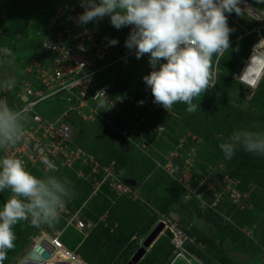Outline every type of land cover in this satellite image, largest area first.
I'll return each mask as SVG.
<instances>
[{"label":"rangeland","instance_id":"1","mask_svg":"<svg viewBox=\"0 0 264 264\" xmlns=\"http://www.w3.org/2000/svg\"><path fill=\"white\" fill-rule=\"evenodd\" d=\"M50 1L52 3L55 1L70 3L74 0H48L47 4ZM37 2L38 0H0V25H2L0 27V32L3 34L2 47L0 50V85L9 79L15 82H23L32 81L34 78L30 76L28 79H23V73L28 68V63L35 54L36 49L39 48L35 33L42 28L43 15H45L44 12H49V10L40 8ZM15 4L24 6L22 11L14 10V7H16L14 6ZM230 15L235 21H243L245 19L240 13L237 14L236 12H232ZM103 19L109 21L111 25L108 16H105ZM240 23L242 25V22ZM232 26H230L231 29H233L230 34L231 41L235 37L241 35L239 34V29L236 26ZM115 36L118 38L121 36V33L116 30ZM148 60L149 57L145 54L140 59H137L136 56L132 58L128 57L118 65L116 70L117 75L114 76L113 83L115 85H120L119 82H121L129 85L130 88L128 87L127 94L121 97L128 99L131 103H126L124 108L121 109L119 113L120 116L115 118L110 126L113 130L111 131L113 133H119L120 135L124 127H128V123L149 124L157 114L160 115L159 117L168 115L169 119L167 120L166 126L154 128L157 140L155 139V142L150 143L143 151L136 148L131 143L124 141L125 147L123 149L129 151L128 146L131 145L142 153V157H136L135 160L139 163L140 175H143V181L146 183L149 182V189L153 190V201L159 205L160 202L167 198L170 204H174L181 212L177 215L175 212L172 213L176 215L175 220H178V217H182L184 214L182 219L187 221V230H190V235L193 233L194 229L196 231L198 228L204 231L209 237L211 236L210 239L215 246V251H213V253H218L217 249H219L220 254L226 258V263L224 264H264V193L258 195V197L256 196L260 209H249L251 210L250 219L241 227L242 236L239 235L237 239L224 237L219 230L210 232L211 229L207 226L202 215H196L194 213L196 210L195 202L199 200L193 193L197 191V193L204 195L208 191H213L211 182L207 179L209 177L207 172L209 173V171H212L217 165L222 166L221 163L217 161L221 151L218 146L231 136L232 132H230L229 129H233L232 124H234L231 123L232 120L226 112L228 104L239 111L240 115L243 117L250 116L258 118V120H263L264 129V118H262L264 117V111L261 110V108H264V76L255 90H244L230 75L236 70L238 64H236L233 71L231 62H223L222 65L217 63L215 70L218 69V74L215 76L217 78L219 75L220 81L217 82L216 80L215 84H217L209 88L208 91L202 95L201 99L193 101L199 104L200 108L194 113H188L186 111L187 105L176 103L172 110L167 112L162 106L153 103L151 90L143 82L142 78L154 70L150 67ZM164 62L165 61L161 60V63ZM158 67L159 65H157V68ZM118 71H121L120 75ZM3 91L4 90L0 88V95ZM13 91L14 89L10 92ZM11 94L12 93H9L7 95L9 96L8 98H10ZM142 99L147 101L148 105L151 106L148 111L143 110L142 105H138V102L142 101ZM50 114L54 115L53 113ZM199 126L205 127L207 131L205 130V134L201 133L199 136H194L193 131ZM104 130L106 131H102L100 135L98 133L96 134L93 129H89L88 127L82 128L79 133V141L81 144L92 149L97 146L96 142L98 141H102L104 146L115 144L113 142L115 140L113 139H115L116 134L113 136L110 135L108 132L110 131L109 128ZM121 141H123L122 138ZM134 143L138 145L137 142L134 141ZM170 155L175 157L172 161L168 160ZM56 166V170H45L43 168L34 167L28 171L38 178L54 175L70 180L73 196L65 205L71 207L74 213H72L70 217H66L62 216L63 212H61L59 220L53 225L43 224L38 228L33 227V231L37 230L34 236L29 235L28 230L30 223L28 221L19 222L13 228L17 237L15 247L8 251L7 259L4 260L3 264H21L25 261L39 263L38 257L40 260H42V257L34 252V247L40 242H44L45 239L49 242L54 241L50 240L44 234L51 235L54 238L58 237L67 249L71 248V250L76 251L77 254L76 252L75 254L78 256L81 255L86 261L90 260V254L93 253L91 248L98 246L100 250L98 260H100L101 263L116 264L121 256H126L124 258L127 259L122 260L118 264H127L155 227H153L152 218L149 217L143 208L138 207V205H131L133 206V208H130L132 214L126 216L124 220L114 217L107 218L105 213L99 218L97 223L90 221L93 226L87 223L88 229H83L81 231L83 238L88 237L89 240H87V243L82 247L78 245L75 246V243L79 240V237L75 236L76 233L72 234V231H74L73 229H75V224H70L67 221L70 220L74 214H77L78 217L79 214L81 217L84 215L86 216V212L90 210V207L85 204V201L80 202L79 200L84 191V187L82 186L81 180H79L81 178L77 175L75 176L72 171L75 170L76 173H78L79 170H76L77 167H73L71 170L59 165ZM174 166L178 168V172L175 173L174 171L171 173L170 171L174 170ZM179 187L184 190V193L181 195L177 194L180 189ZM200 189H202V191H200ZM10 195L11 192L8 189L0 192V208H2L4 202ZM216 203H218V201L215 202L211 197L207 199V204L211 206ZM184 207L186 210H184ZM155 208L158 210L154 209L155 214H157V216L162 215L163 212L160 208ZM204 210L205 209H202L201 206V211ZM234 215L235 212L231 214V217H228L229 219L227 220L231 222ZM245 216H247V214ZM227 220L224 221L228 222ZM144 225L145 227L147 226L145 229ZM236 225L238 224L236 223ZM68 227H71L72 231L70 229L68 230ZM165 231L166 230L163 228L158 234V237L155 238V241L151 243L152 245L150 244L149 247L146 248V253L138 264L149 263L148 254L154 243L168 232ZM100 232L105 235V238L99 234ZM120 232H122L124 237L129 236L131 233L132 236L137 237V240H135L137 244L133 250H125L127 244L117 252L115 248H110L114 246V240L121 235ZM94 240H96L97 243ZM124 250L128 253L127 255H124ZM184 250L186 254L178 255L175 249L174 251L172 249V254L166 264H220L219 261L215 259L212 260L203 244L196 243L192 235L186 242ZM114 253H116L115 256L108 262V258ZM75 254L73 258L78 260ZM69 256H72L71 253L61 255L58 251L50 256L48 260H45V262L46 264H54L55 262L70 264L69 261L71 260Z\"/></svg>","mask_w":264,"mask_h":264},{"label":"built area","instance_id":"2","mask_svg":"<svg viewBox=\"0 0 264 264\" xmlns=\"http://www.w3.org/2000/svg\"><path fill=\"white\" fill-rule=\"evenodd\" d=\"M237 6L239 13L245 19L252 21L254 24L252 28L246 29L240 26L232 19L230 13H226L227 18L238 25L243 31V37H254L255 41L241 60L240 67L232 73L231 77L242 88L255 90L261 79L260 77L258 82L254 83L255 71L263 68L264 73V60L260 59L264 57V0H239ZM83 11L81 0L60 5L49 15L41 30L36 32L39 49L30 59L28 68L23 73L26 75L25 79L33 76V80L19 81L20 86L17 90L10 92L11 99L3 96L6 90L0 95V97H6L11 106L25 112L28 117L25 135L7 152L0 150V156L7 154L22 159L26 170L34 167L49 170L43 163L45 158L55 165L52 170L57 169L56 165L68 169L79 165L87 170L88 174L86 175L80 169L76 175L92 184V196L99 192L101 186L107 184L109 191L117 197L126 196L133 201H143L138 189H133L119 179L114 162L102 166L93 155L77 145L74 130L67 123V119L76 117L87 123H94L100 119L111 126L125 104L131 103L123 97L117 100L120 96L112 98L108 92L113 84L118 65L126 58L133 56L135 49L129 50L120 42L118 49L115 50V46L109 43L112 39L106 32L104 19L81 25L77 18ZM123 28L126 41L132 29L131 26H123ZM223 54L224 52L214 56V71ZM214 80L216 82V76ZM101 89H104L108 96L107 107L110 108L113 104L106 111L99 104L101 97L98 94L95 96ZM46 105L52 109L50 113L55 115L53 119L42 114L41 109ZM128 124V127H125L120 134L122 140L143 151L149 145H136L133 140V135L139 138L144 136V132L137 128L140 123ZM34 145H36L35 150H33ZM173 158L175 157L170 155L168 160L172 161ZM218 167L222 168V166ZM174 171L178 172L176 166L170 172ZM221 182L224 185L222 192H216L212 183L213 191H208L212 193L211 197L215 202L219 201L224 192L232 200L240 197L234 189L235 182L228 176H223ZM193 193L201 202L202 209H213L214 204L212 206L207 204L202 194L197 191ZM67 222L74 223L78 231L85 228V222L77 214H74ZM160 222L170 232V244L175 252L178 255L186 254L184 246L188 236L185 231L170 217L158 215L156 224ZM53 239L51 246L54 248V254L62 250L68 254L71 253L70 264H87L76 254L78 260L72 259L75 257L74 253L65 249L58 237Z\"/></svg>","mask_w":264,"mask_h":264},{"label":"clouds","instance_id":"3","mask_svg":"<svg viewBox=\"0 0 264 264\" xmlns=\"http://www.w3.org/2000/svg\"><path fill=\"white\" fill-rule=\"evenodd\" d=\"M238 3L239 0H81L84 11L77 19L84 25L108 16L116 29L131 26L125 47L134 48L137 59L148 55V63L154 70L142 79L151 90L153 103L167 112L176 103H183L188 113H194L200 107L193 101L201 99L216 85L214 76L218 69L213 70V57L228 50L234 42L230 41L233 29L228 26L226 13L239 14ZM56 5H62L61 1ZM109 43L115 46L118 42L113 39ZM245 56L239 60L236 70ZM16 83L9 79L0 88L10 91ZM97 94L101 97L100 106L109 110L113 104L107 107L105 90ZM142 104L143 101L138 102ZM27 120L22 109L11 106L6 97H0V150L7 152L24 138ZM241 147L248 153L264 156V131L237 130L219 145L225 159H231ZM43 163L49 170L55 168L47 158ZM70 185L67 178L54 175L38 178L26 170L22 159L7 154L0 156V192L5 189L11 192L0 208V264L15 247L17 237L13 228L19 222L28 221L38 228L59 220L66 202L73 196ZM237 193L240 197L235 201L245 199L246 195Z\"/></svg>","mask_w":264,"mask_h":264},{"label":"trees","instance_id":"4","mask_svg":"<svg viewBox=\"0 0 264 264\" xmlns=\"http://www.w3.org/2000/svg\"><path fill=\"white\" fill-rule=\"evenodd\" d=\"M47 2L48 0H38L37 2L40 8L49 10L48 13L44 12L45 15H43L42 24L47 20L49 15L54 11L58 1L53 2L54 4L51 1L48 4ZM61 3L62 5L71 4V2L64 3L62 1ZM14 6H16L14 7V10L16 11L17 10L22 11V9L24 8V6L18 5V4H15ZM103 22L106 28V32L110 35V38L112 40L115 39L118 42L114 47V49L117 50L119 47L118 44L122 42V40H123L122 43L125 44L124 43L125 40L123 39L125 30L123 27H121L120 29L114 28L113 26L109 24V21H105V19ZM236 22L240 26L246 29H251L252 26L254 25L252 22H250L247 19H244L243 21L238 20ZM240 22H242V25ZM232 25L236 26L239 29L240 31L239 34L241 35L233 39L234 42L229 46V49L226 50L224 54L219 58L218 63L222 65L223 62H226V61L231 62L233 65L232 69L234 71L236 64H238L239 60L248 53L250 46L255 41V38L254 37H243L242 36L243 31L238 27V25L228 20V26L230 27ZM1 26L2 25H0V27ZM236 27H235V30H236ZM116 30H118L121 33V36L118 38H116L115 36ZM2 38H3V34L0 32V48L2 47L1 46ZM37 51L38 49H36L35 53H37ZM134 56H131V58ZM214 58L215 57H213V60ZM120 72L118 71L119 75H120ZM216 80L217 82L220 81L219 75L216 78ZM119 83L120 85L119 84L115 85L113 83L110 86L109 92H108L110 97L112 98L117 97V96L121 97L127 94L129 85H127L126 83H121V82ZM13 89L17 90V86L15 85L14 88H12L10 91H12ZM10 91L6 90L3 96H6L8 98L9 96L7 95L10 93ZM144 99H147V98H144ZM142 101H143V104H142L143 110L148 111L149 107L151 106L148 105L147 101L143 99ZM261 110L264 111V108H261ZM41 111H43L42 114L46 116L47 118L53 119L55 117V115L50 114V112H52V109L47 105L43 107ZM226 112L230 116L231 120L233 121V122L231 121V123H234L232 124L233 129H229L230 132L233 133L234 131H237V130L264 131L263 120H258V118H254L250 116L243 117L242 115H240L239 111L232 108L229 104L227 105ZM118 116L120 115L118 114ZM159 116L160 115L158 114L155 115L154 119H152L149 124L140 123L138 125L137 128L140 131L144 132L143 138H139L138 136L133 135V140L137 142L138 145L146 144L147 146V144L149 145L150 143L155 142V139L157 137H156V133L154 132V128L160 127V126L162 127L166 126L167 120L169 119L168 115L163 116V117L162 116L159 117ZM67 123L73 128L74 133H75V141L80 148H82L88 154L93 155L94 158L102 166H105V165L110 164L111 162H114L116 173L119 179H121L122 181L127 180V179H132L136 181V185L135 187H133V189L134 188L138 189L139 195L141 199L143 200V201L141 200L133 201L131 198H128L126 196L117 197L114 193L109 191V187L107 186V184L101 186L99 192H97L96 195L92 196L91 195L92 194V184L84 179H79L81 180L82 186L84 187V191L82 195L80 196L79 200L80 202L85 201V204L90 207V210L86 212V216L84 215L83 217H81L79 214V218L82 221H84L86 224L84 230L88 229L87 223H90L93 226V224L90 221H93V223H97L99 218L105 213H106L105 215L107 218L114 217L117 219L120 218L121 220H124L126 216H130V214H132V211L130 210V208L131 207L133 208V206L131 205H138V207L143 208L146 211V213L149 215V217L152 218L153 227L156 225L157 220H158V216L157 214H155V210H154L156 209L155 207H159L160 210L163 212L162 215L166 217H169L170 214H172L173 212H175L176 215L181 213L180 210H178L174 204L173 205L170 204L167 198H165L162 202H160L159 205L155 201H153L154 199L153 190L149 189L150 188V184H148L149 182L146 183L143 181V175H140L141 172L139 170V167H140L139 163L137 160H135L136 157H142V153L138 151L135 147H132L131 145L128 146L129 151L123 148L121 149L118 146L119 142L121 141V137L119 133H116V132L113 133L112 132L113 130L110 128V126H108L103 120L97 119L94 123H87L76 117H70L69 119H67ZM86 127H88L89 129H93L96 134L98 133L100 135L102 134V131H106L104 129L109 128L110 131L108 132L110 133V135L113 136L114 134H116L115 139H113L115 140L113 141L115 144H109V145L104 146L102 144V141H98L96 142L97 146L93 147V149L86 147V145L81 144V142L79 141L80 130ZM205 130H206L205 127L199 126L198 128L194 129L193 135L199 136L201 133L205 134L207 131ZM219 158L217 161L221 163L222 168L220 169L217 165L215 166L214 169H212V171H209V173L207 172L209 176L207 179L209 180V182H212L214 178L221 179L222 176H228L233 181H236V185L234 187L235 190L239 192L241 195H246V197L245 199H240L238 201H235V200H232L229 197V195L222 194V197L220 198L221 200L218 201V203L215 205V207H213V209L208 208V209H205L204 211H201V204L198 201H196L195 202L196 210L194 211V213L196 215L198 214L202 215L203 219L207 223V226H209L211 229L210 232L213 230H219L222 236L231 238V239H237L239 235L242 236L241 227L243 226L244 223H247V221H249L250 219L249 217L251 216V210L249 209L250 208L260 209V206L257 203L256 196L258 197V195L264 193V190H263L264 189V156L248 153L244 151L243 148L241 147L239 150L236 151L235 155L231 159H225L222 151H220ZM74 167H77L76 170L81 169L85 172L86 175L88 174V171L80 167L79 165H75ZM72 171L76 176V171L75 170H72ZM97 179L100 180V177L97 176ZM179 188L180 189L178 191L180 193L177 192V194L181 195L182 193H184V190L181 187ZM215 190L217 192H221V190L218 189L217 187H215ZM200 191H202V189H200ZM211 195H212L211 192H206V194H204V200L207 201V199L210 198ZM246 200H248V203L245 202ZM184 210H186L185 207H184ZM234 212H235V215L233 216V219L231 221L232 223L230 222V220H228V222H225L223 220L224 219L223 217H227V219H229L228 217H231V214H233ZM72 213H74V211L72 212V208L69 207L68 205H65L62 216L70 217ZM246 214L247 216H245ZM182 217L181 216L178 217L177 223L179 227L185 231V233L188 236V239H190L192 235V237L195 238L196 243L203 244V246L207 250L212 260L215 259L219 261L220 264L226 263L225 262L226 258L220 254L219 249H217L218 253L216 254L213 253V251H215V246L213 245V242L210 239L211 236L209 237L207 234L204 233V231L199 230L198 228L196 229V231L194 229L193 233H191L190 235V230H187V226H188L187 221L183 220ZM236 223L238 225H236ZM145 225H144V229L147 227V226L145 227ZM69 229L71 230V227H68V230ZM33 230H34L33 226L29 224V230H28L29 235L31 236L35 235L37 230L36 231H33ZM73 230L74 231L71 230L72 234L76 233L75 236L79 237V240H77V242L75 243L76 244L75 246L78 245L82 247L83 245L87 243V240H89L88 237L83 238V236L81 235V231H77L76 229H73ZM122 232H120L121 235L118 236L117 239L114 240V243H115L114 246H111L110 248H115L117 252L118 250H120L127 244V247L125 248V250H133L137 244V241L135 242V240H137V237L132 236V233L129 236L124 237L122 235ZM99 234L105 238V235H103L101 232ZM170 238H171V234L167 232L165 233V235L161 236L154 243L152 249L150 250L148 254L149 263L147 264H166L167 263V261L170 258V255L172 254V249L174 251L173 246L170 244ZM94 241L96 242V240ZM62 245L64 248L67 249V247L63 243ZM91 249L93 253L90 254V260L86 261L84 257L79 255L81 259L87 264H103L100 262V260H98L99 259L98 255L100 252V250L98 249V246L91 248ZM67 250H69L70 252H73L74 254L76 252L74 250H71V248ZM125 250H124V255H127L128 253L125 252ZM115 254L116 253H114L110 258H108V262L115 256ZM124 257L126 256H121L116 264L120 263L122 260L127 259Z\"/></svg>","mask_w":264,"mask_h":264},{"label":"water","instance_id":"5","mask_svg":"<svg viewBox=\"0 0 264 264\" xmlns=\"http://www.w3.org/2000/svg\"><path fill=\"white\" fill-rule=\"evenodd\" d=\"M24 77H26V75H24ZM16 86L19 87L20 83L17 82ZM119 147L120 148L125 147L124 141H120ZM35 149H36V145L33 146V150H35ZM124 183L131 186V187H135V185H136V181H134L132 179L124 180ZM212 183L218 189L222 188V185L220 183V179L214 178ZM246 202L248 203V201H246ZM170 218L175 220L176 215L170 214ZM163 228H164V226L161 222L156 224L155 227L153 228V230L151 231V233L143 241L142 246L137 249V251L134 253V255L131 257V259L129 260V262L127 264H138L139 261L144 256V254L146 253V248L149 247V245L155 240V238L158 236V234L162 231ZM34 252L36 254L40 255L42 258H44V260H48L50 258V256H52L54 254V248H53V246H51L47 242H40L37 246L34 247ZM21 264H39V263H34L31 261H25V262H22ZM54 264H67V263L57 262Z\"/></svg>","mask_w":264,"mask_h":264},{"label":"bare ground","instance_id":"6","mask_svg":"<svg viewBox=\"0 0 264 264\" xmlns=\"http://www.w3.org/2000/svg\"><path fill=\"white\" fill-rule=\"evenodd\" d=\"M254 75H255V78H254V83L257 81L258 82V80L260 79V77H261V79H260V81L262 80V78H263V76H264V73H263V68H261V69H257L256 71H255V73H254ZM164 229L166 230V231H168V229H167V227H164ZM163 230V229H162ZM169 232V231H168ZM170 233V232H169ZM44 234V233H43ZM45 236H47L50 240H54L53 239V237H51L50 235H46V234H44ZM158 237V236H157ZM156 237V238H157ZM155 241V240H154ZM153 241V242H154ZM44 242H47V243H49V244H52L53 242H49L47 239H45L44 240ZM152 242V243H153ZM152 245V244H151ZM60 253H61V255H67L68 253H66V252H63L62 250L61 251H59ZM70 257V256H69ZM72 259H74V258H72ZM70 260H71V257H70ZM76 260V259H75ZM38 261H39V263L40 264H46V262H45V260H44V258H42V260H40L39 259V257H38ZM43 261V262H42ZM77 261V260H76ZM55 263H57V262H55ZM60 263H62V262H60Z\"/></svg>","mask_w":264,"mask_h":264},{"label":"flooded vegetation","instance_id":"7","mask_svg":"<svg viewBox=\"0 0 264 264\" xmlns=\"http://www.w3.org/2000/svg\"><path fill=\"white\" fill-rule=\"evenodd\" d=\"M58 3H60V1H58ZM0 50H1V48H0ZM16 83V82H15Z\"/></svg>","mask_w":264,"mask_h":264}]
</instances>
